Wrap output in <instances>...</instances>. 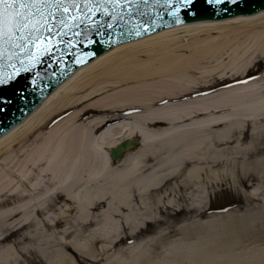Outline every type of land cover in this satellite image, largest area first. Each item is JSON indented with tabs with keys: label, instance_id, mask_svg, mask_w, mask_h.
Returning <instances> with one entry per match:
<instances>
[{
	"label": "bare ground",
	"instance_id": "1",
	"mask_svg": "<svg viewBox=\"0 0 264 264\" xmlns=\"http://www.w3.org/2000/svg\"><path fill=\"white\" fill-rule=\"evenodd\" d=\"M259 61H264V11L158 32L77 70L0 138V243H7L9 229L25 228L22 235L41 264H84L74 253L90 264H232V252L224 251L225 259L217 261L203 250L206 245L161 246L166 229L148 238V246L133 244L108 258L104 245L94 251L86 238L67 242L69 233L62 228L55 237V227L71 214L76 221L97 219L98 211H92L102 202L103 218L120 207L148 206L151 198L160 204L152 191L166 192L173 179L169 192L185 189L190 195L184 202L197 205L207 197L201 183L217 180L220 172L231 175L235 187L258 182L264 189V72L248 78ZM134 108L141 112L128 115ZM133 138L139 142L134 151L112 162L110 150ZM142 222L130 226V234ZM77 227L74 233L84 229ZM179 230L183 239L197 234ZM113 236L105 230L99 238ZM122 239L110 243L122 245ZM155 245L161 248L157 253ZM13 248L0 249V264H20Z\"/></svg>",
	"mask_w": 264,
	"mask_h": 264
},
{
	"label": "water",
	"instance_id": "2",
	"mask_svg": "<svg viewBox=\"0 0 264 264\" xmlns=\"http://www.w3.org/2000/svg\"><path fill=\"white\" fill-rule=\"evenodd\" d=\"M261 10L264 0H191L177 18L176 0H51L17 33L22 38L0 41V136L76 69L120 44L176 25L223 22ZM138 144L122 141L110 150L111 161Z\"/></svg>",
	"mask_w": 264,
	"mask_h": 264
},
{
	"label": "rangeland",
	"instance_id": "3",
	"mask_svg": "<svg viewBox=\"0 0 264 264\" xmlns=\"http://www.w3.org/2000/svg\"><path fill=\"white\" fill-rule=\"evenodd\" d=\"M258 71L259 73L264 72V61H259L258 65L251 70L250 74H255ZM128 111L132 114L141 112V110L137 108ZM96 113L98 114L100 112ZM158 125L162 127L168 126L162 123ZM132 151H134V149L129 150L128 153ZM118 161L119 160H117V162ZM215 170L220 172L223 169L218 167ZM179 180L180 178L176 182L179 183ZM174 181V179L170 180L169 184L165 186L168 189L166 192L165 190L159 193L152 191V197H161L162 202L160 204L154 203L153 198H151V202L148 206L139 204L140 206L130 205L129 207H120L117 208V211H112L107 218H103L99 217V214L107 211V204L105 202L98 203L96 205L100 206L96 210H93L94 212L92 211L93 214L95 211H98V213L95 214L97 219L76 221L73 219V214H71V217L61 219L63 220L62 224L55 227L57 235L53 234V236L59 237V233L62 234V230L64 229L66 234L69 233L66 237L67 242H69L73 236H77L79 241L80 239L86 238L93 246L94 251L96 249L99 250L100 246L104 245V249L108 250V254L105 256L109 258L111 253L115 255L117 250L133 244L144 242V245L148 246L149 243H151L149 240L150 237L166 229L169 231V234L161 246L167 245V243L171 241L179 245L195 243L206 245V249L203 250H210L214 259L217 261L221 259L224 260L225 257L222 254L224 251H227L232 252L236 257L232 261V264H264V219L261 216V211L264 210V196H262L264 194V189L258 182H254L253 186L250 188L242 189L241 187L233 186L231 175L220 172L217 180H206L207 183L205 181L201 183L205 188H208L205 193L207 197L205 203L197 205L191 203V201L184 202L185 195H187L186 197L190 195L185 189L181 188L179 190H174L175 192L173 194L169 192L172 186L175 187ZM255 189L263 192H259L260 194L258 193L255 195L253 193ZM194 191H196L195 188L193 189V192ZM166 194L167 196L164 198ZM170 199H172V202L168 205L167 201ZM211 210L226 212H222L219 215L217 214L216 217L212 218L210 217L211 215H209ZM55 213H58V211L55 210ZM127 217L131 220H127L126 222L125 218ZM141 222L145 224L137 229L138 232L136 231L134 234H130L128 228L130 226H136ZM77 226H82L84 228L83 231L81 230L79 233H74V231H77L76 229L79 228ZM210 226H212L213 229H211ZM179 227H188L190 230H196L197 234H190L189 237L183 239ZM96 229H103V231L100 233L93 232V230ZM11 230H13V228H11ZM11 230L9 229L4 233L5 235L3 237L7 236V243H0V249L6 244L12 245L14 247V256L17 258L18 263L41 264L38 262V253H36V250L31 246L32 242L29 238L22 235L25 228L24 230H19L17 233H12ZM105 230L109 231V236L119 235L120 238L123 237V244L113 246V242L112 244L110 243L119 237L113 236L111 239L99 238V235L105 233ZM126 239L128 243H124ZM56 240L57 243H59L57 238ZM65 246H68L67 248L73 253L69 243L65 244ZM155 246L157 249H155L154 252L157 253L161 248L159 245ZM73 255L82 263L90 264L89 260L82 259L81 254L78 255L74 253ZM113 262L114 261L104 260L102 263L113 264Z\"/></svg>",
	"mask_w": 264,
	"mask_h": 264
},
{
	"label": "snow or ice",
	"instance_id": "4",
	"mask_svg": "<svg viewBox=\"0 0 264 264\" xmlns=\"http://www.w3.org/2000/svg\"><path fill=\"white\" fill-rule=\"evenodd\" d=\"M51 0H0V41L7 35L9 41L20 39L17 33H22L27 23L34 15L40 14V6H48ZM59 5L61 0H55ZM191 0H176L177 15L179 8L185 7ZM209 2L220 3L222 0H209ZM235 2V0H232ZM22 9L18 11L17 9ZM35 35L34 32L30 33Z\"/></svg>",
	"mask_w": 264,
	"mask_h": 264
}]
</instances>
